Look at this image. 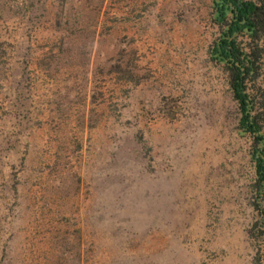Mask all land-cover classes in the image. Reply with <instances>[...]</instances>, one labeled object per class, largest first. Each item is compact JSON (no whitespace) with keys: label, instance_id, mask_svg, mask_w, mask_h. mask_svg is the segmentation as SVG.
Wrapping results in <instances>:
<instances>
[{"label":"rangeland","instance_id":"1","mask_svg":"<svg viewBox=\"0 0 264 264\" xmlns=\"http://www.w3.org/2000/svg\"><path fill=\"white\" fill-rule=\"evenodd\" d=\"M211 1L0 0V264H264Z\"/></svg>","mask_w":264,"mask_h":264},{"label":"trees","instance_id":"2","mask_svg":"<svg viewBox=\"0 0 264 264\" xmlns=\"http://www.w3.org/2000/svg\"><path fill=\"white\" fill-rule=\"evenodd\" d=\"M211 2L220 32L210 53L226 73L239 128L250 138L255 204L264 221V87L259 80L264 66V0Z\"/></svg>","mask_w":264,"mask_h":264}]
</instances>
